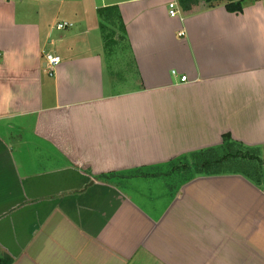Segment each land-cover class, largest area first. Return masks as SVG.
Listing matches in <instances>:
<instances>
[{
    "label": "crops",
    "instance_id": "0c3cea01",
    "mask_svg": "<svg viewBox=\"0 0 264 264\" xmlns=\"http://www.w3.org/2000/svg\"><path fill=\"white\" fill-rule=\"evenodd\" d=\"M170 1L0 0L12 264H264V181L168 178L224 135L264 148V0L175 18ZM112 6L125 38L105 46L97 10ZM45 54L60 58L52 75Z\"/></svg>",
    "mask_w": 264,
    "mask_h": 264
},
{
    "label": "trees",
    "instance_id": "16d2710c",
    "mask_svg": "<svg viewBox=\"0 0 264 264\" xmlns=\"http://www.w3.org/2000/svg\"><path fill=\"white\" fill-rule=\"evenodd\" d=\"M179 7L188 10L196 3L202 2L207 8L224 5L229 13H240L243 0H176ZM97 16L102 21L99 28L102 32L105 46L111 40L125 38V29L117 6L97 10ZM115 29V30H114ZM221 145L189 154L183 157L185 163L183 170L190 173V168L196 174L217 176L222 174L240 175L255 185L264 181V148L249 147L234 142L229 136L224 135ZM190 162V165L189 163ZM140 174V172H136ZM191 178V177H190ZM189 179V178H187ZM13 260L6 254L0 256V264H12Z\"/></svg>",
    "mask_w": 264,
    "mask_h": 264
},
{
    "label": "built area",
    "instance_id": "2783aa9c",
    "mask_svg": "<svg viewBox=\"0 0 264 264\" xmlns=\"http://www.w3.org/2000/svg\"><path fill=\"white\" fill-rule=\"evenodd\" d=\"M167 10H168V15L171 18H175L179 14V5L176 0H171L167 4ZM68 26H71L70 24L62 23L58 24L56 26V29L61 30L64 29ZM183 33H180V36H182ZM45 59V68L48 72L49 75H52L56 69V67L60 64V58L58 56H55L53 54H45L44 55ZM173 75H175V72H172ZM189 80L186 76H181L180 77V83H187Z\"/></svg>",
    "mask_w": 264,
    "mask_h": 264
},
{
    "label": "rangeland",
    "instance_id": "374dc122",
    "mask_svg": "<svg viewBox=\"0 0 264 264\" xmlns=\"http://www.w3.org/2000/svg\"><path fill=\"white\" fill-rule=\"evenodd\" d=\"M115 30V29H114ZM263 156H264V152H262ZM185 166V163H182V162H177V163H174L170 168H169V171H171V168H175L178 172L179 170L180 171H183L181 170V168H183ZM184 172V171H183ZM181 172L180 174L179 173H174V174H177L178 176H175L173 175V177H168V178H171L172 182H177V181H182V180H186V178H190L191 175L189 173H186V172Z\"/></svg>",
    "mask_w": 264,
    "mask_h": 264
}]
</instances>
